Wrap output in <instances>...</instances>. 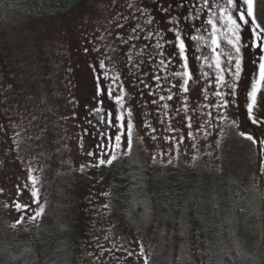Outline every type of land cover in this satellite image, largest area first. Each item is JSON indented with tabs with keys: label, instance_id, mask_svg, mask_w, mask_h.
I'll use <instances>...</instances> for the list:
<instances>
[{
	"label": "rangeland",
	"instance_id": "374dc122",
	"mask_svg": "<svg viewBox=\"0 0 264 264\" xmlns=\"http://www.w3.org/2000/svg\"><path fill=\"white\" fill-rule=\"evenodd\" d=\"M96 1L97 9L82 14L68 13L36 24L29 22L9 30H16L14 38L5 34V40H0V208L7 206L2 208L1 217L13 229L22 215L23 220L30 221L29 217L42 208L51 221L66 226L75 224L77 264H145V261L152 264V260L166 264L157 252L162 240L135 237L123 220L126 200L133 201L134 195L124 186L122 169L136 154V159L141 158L150 171L154 191L164 201L167 199L164 188L171 179L165 171L173 173L179 165L201 164L211 170L214 178L221 173L223 162L230 169L249 164L248 148L254 141L260 143L261 154L250 180L263 192L264 85L257 91L254 102L248 93L253 78H258L260 57L264 56V33L257 42L262 47L254 46L251 41L257 40L248 18V25H243L241 31L240 79L234 95L221 97L215 92L231 91L227 85L232 74L226 72L225 86H217L215 70L209 69L204 61L193 59L191 52L195 47L188 44L193 81L185 93L179 87L182 81L178 82L172 75L181 70L183 61L176 56L177 49L165 43L173 40L174 34L162 30L170 26L173 16L180 18L192 13L189 9H195L197 0ZM217 2L223 4L224 0H217L208 9L210 16L213 13L219 16ZM259 2L262 7L257 10L262 20L259 25L264 28V0ZM162 7H171L172 12L165 13ZM203 19V25L198 23L201 27L206 26V16ZM149 20L154 22L149 24ZM187 21L183 20L177 27L194 35L189 32ZM124 27L128 32L119 33ZM150 32L158 34L148 39ZM202 34L208 41V32ZM160 35L163 40H159ZM158 40L163 45V56L171 60L169 71L159 67L161 58L156 59L154 46ZM123 45L127 50L132 46L138 52L147 51V60L140 64L146 67L144 71L135 70L139 68L137 63L143 61L141 58L133 59V72L127 67L130 63L120 64L116 54ZM221 46L226 47L223 38ZM206 55L213 62L212 51ZM101 63L104 67H100ZM155 75L167 76L168 80L162 79L157 84ZM169 89L172 100H160V96L169 94ZM120 95L124 97L123 107L117 103ZM223 101H228L227 105L217 107ZM248 104H252L250 114ZM96 109H101L99 114ZM121 113L123 120L118 119ZM129 125L130 149L127 147ZM240 131L251 133L254 140H249L246 134L241 136ZM116 135L121 136L119 148L115 147ZM113 154L116 159L112 164H99L101 158L107 160ZM141 172L135 169L132 177ZM30 177L37 178L34 187ZM37 199L39 203H33ZM18 202L28 203L30 207L18 211L15 207ZM164 209L177 218L181 215L171 204ZM153 215L159 223L153 225L157 233L163 230V241H169L172 247L170 264L185 263L188 258L184 246L178 242L181 239L170 240L166 235L178 226L177 221L170 223L169 228L165 217L160 218L154 212ZM43 217L44 213L35 221ZM7 235L3 255L8 254L12 245ZM262 237L264 240V227ZM2 240L4 237L0 235V245ZM255 251L264 259V246ZM70 253L67 241L52 248L50 264H75ZM198 262L202 264V259L198 258Z\"/></svg>",
	"mask_w": 264,
	"mask_h": 264
},
{
	"label": "trees",
	"instance_id": "16d2710c",
	"mask_svg": "<svg viewBox=\"0 0 264 264\" xmlns=\"http://www.w3.org/2000/svg\"><path fill=\"white\" fill-rule=\"evenodd\" d=\"M212 2L213 0H209L210 7ZM202 4L203 0H197L196 4L194 3L195 9H189L192 12L190 14L196 16L194 23L197 25L198 23L203 25L201 23L204 21L203 17L206 16L208 19L210 16L209 8H202ZM98 5L99 2L97 4L96 0H0V40H5V34H9L11 39L14 38L16 30H12L13 32L9 30L20 28L23 24L53 20L68 13L82 14L94 8L97 9ZM197 9L202 10L197 13ZM187 22V26L192 30L189 32L196 34L192 22ZM118 31L125 33L128 32V29L124 27ZM185 43L194 45V47L196 44L190 39H187ZM123 46L122 48L118 47L121 49H118L116 55H118L122 66L125 63L126 66L127 63H130L127 67H131L133 72L134 65L132 63H135L133 59L141 58L145 63L147 51L138 52L136 51L138 49L132 46H128L129 50H127V46ZM154 51L157 55L156 47ZM159 51L163 54V47ZM133 53L135 56L129 59ZM203 53H211L208 44L203 45ZM136 54L140 56H136ZM160 58L162 57L156 56V59ZM145 68L141 66L135 70L141 72V69L144 71ZM23 72L26 73L25 70ZM100 111L101 109H99ZM99 112L96 113L99 114ZM248 151H250L248 154L249 164H239L238 168L230 169L228 164L223 162L220 165L221 173L215 174L214 178L211 176V170H207L201 164L193 167H187L185 164L179 165L173 173H170L169 170L165 171L166 176L171 179L166 182L168 186L165 184L167 187L164 190L167 193V199L164 201L154 191L153 178L150 171L141 163L143 160L136 159V154L133 155L129 158L127 166L122 169V177L125 179L124 186H126L127 192L134 195L133 201L126 200L128 206L123 220L133 231L135 237H155L154 239L157 241L162 240V244L157 245V252L160 257H164L166 264H170L169 255L173 250L169 241H163V234H165L161 233L163 230H159L157 233L156 227L153 226L159 224L155 221L153 212L160 218L165 217L169 228H171L170 223L177 221L178 226L172 233H166V235L170 240L173 237L181 239L178 242L184 246L188 258L182 264H199L198 258L202 259V264H264V259L255 251L264 246L262 239L264 191L258 190L250 180L261 154L260 147L253 141V146L248 148ZM137 152L139 151L137 150ZM135 169L142 171L136 178L132 177ZM195 172L196 175H194ZM178 177L180 180L177 179ZM169 204L173 209L181 212L180 217L172 216L167 212V209H164L165 206L168 208ZM6 207L4 204L0 208V235L4 237L0 245V264H50L51 249L65 244L66 241L71 252L70 259L77 264L74 253L75 224L66 226L51 221L49 214H46L47 211H44V217L39 221L23 220L22 223L16 224L13 229H10L4 224V218L1 217V210L2 208L7 209ZM5 234H8L7 236L12 239L11 249L7 255L1 253L5 251ZM192 255L197 257L194 258ZM192 258L196 260L194 261ZM157 263L152 260V264Z\"/></svg>",
	"mask_w": 264,
	"mask_h": 264
},
{
	"label": "snow or ice",
	"instance_id": "6c2138e0",
	"mask_svg": "<svg viewBox=\"0 0 264 264\" xmlns=\"http://www.w3.org/2000/svg\"><path fill=\"white\" fill-rule=\"evenodd\" d=\"M246 6V7H245ZM177 7H184L182 4H177ZM216 7L219 9V16H217L215 13H213L211 16L208 17L206 21V25L208 27L202 28L201 26L195 24L196 16L193 14H189L187 16H182L180 18H177L175 16L172 17L171 24L168 27H165L162 31L167 32L171 31L174 34V39L171 41H165V43L171 44L174 48L177 49L176 56L182 59V63L180 64V71L172 72V75L176 78H178V82L182 81V83L179 84V87L183 90V92L187 93L189 91V83L193 81V74L189 70V46L186 45L185 41L186 39H190L191 41H195V49L191 52L192 58L196 60H202L204 63L207 64V67L209 69L215 70V77H214V83L217 86L223 87L225 86V77L224 74L230 73L232 74V80L228 82V87L230 88V92H215V95L217 97H221L223 95H234L235 89L237 87V82L240 79V73H241V48L243 47L241 43V31L243 25H248L249 20L247 17L252 18V24L253 28L252 31L255 34L256 40L260 41L262 39L261 33H264V28H261V26L256 23V16L254 13V0H224V3L221 4L217 2ZM202 8H210L209 0H203ZM165 13H171L172 8L171 7H162L161 9ZM202 9H197V13L201 11ZM183 20H188L192 22V26L195 28L196 34L189 35L185 32L184 28L177 27L179 23H181ZM239 21V22H238ZM153 20H149L148 23H153ZM242 22V23H241ZM218 23L220 24V27H218ZM208 32V38L209 40L206 41L205 36L202 34L203 32ZM158 33L150 32L148 33L147 38L151 39L153 35H157ZM221 38H223V41L226 43V47L221 46ZM138 39V37H137ZM163 35L159 36V40H163ZM157 41L155 47L157 49V55L161 56L160 65L164 71H169L171 60L168 59V57L163 56V54L159 51L163 45ZM210 41V43H209ZM208 43V46L211 48V51L213 53V62L209 61V57L203 53V45ZM148 47V45H146ZM257 47H262L261 44H257ZM171 55V54H169ZM131 59V57H129ZM153 62H155V58H153ZM234 62V63H233ZM143 63V61L137 63L136 67H140V64ZM100 67H104L103 63L100 64ZM203 76H208L207 72H202ZM157 84L160 83V81L163 79L165 81L168 80L167 76H161V75H155L153 77ZM115 79H119V77H116ZM199 79V77H197ZM254 82L252 84V90L248 93V96L252 99V101H255L256 93L260 89L261 85H264V56L260 57V62L258 65V78L254 77ZM115 83V80L113 81ZM172 87H176V85H172ZM99 94V93H98ZM108 94H112V90H108ZM172 94L171 89H169V94L167 96H160V100H172ZM117 103L121 104L123 107V95L117 96ZM155 102V101H154ZM228 101H223L222 104L217 105V107H224L226 106ZM165 108L168 107L167 104L164 105ZM186 107V105H185ZM252 111V104H248V112L249 114ZM99 112V109L97 110ZM129 116L131 115V111L129 110ZM211 115V113H209ZM103 120V117H101ZM118 119L123 120V113L118 117ZM108 122V121H106ZM255 123V121H253ZM123 126V125H122ZM131 125H129V136L127 141V147L131 148V133H130ZM241 136H244L245 133L241 132ZM249 140H252L253 137L251 135H248L247 137ZM121 141V136L116 135L115 136V147L119 148ZM91 155V153H89ZM116 159V155H111L109 159L104 160L100 159L99 164H112V162ZM171 163V161H169ZM32 180L33 187L38 182L36 177H30ZM32 196H36V192H32ZM33 203H39L38 199L34 200ZM16 209L18 211H25L30 207L28 203H24L23 205L21 203H16L15 205ZM43 209L41 208L39 212H36V215L30 216L29 219L35 220L38 216L42 215ZM23 222V215L20 217L19 220H17V224ZM15 225H13L14 227ZM131 255V253H130ZM146 264V261H145Z\"/></svg>",
	"mask_w": 264,
	"mask_h": 264
},
{
	"label": "flooded vegetation",
	"instance_id": "af4514ba",
	"mask_svg": "<svg viewBox=\"0 0 264 264\" xmlns=\"http://www.w3.org/2000/svg\"><path fill=\"white\" fill-rule=\"evenodd\" d=\"M254 3L256 4V7L254 8V11L256 12V13H258V11L259 10H261L262 9V7H261V3L259 2V0H254ZM258 10V11H257ZM261 20V19H260ZM262 21V20H261ZM242 23V22H241ZM96 112H97V109H96Z\"/></svg>",
	"mask_w": 264,
	"mask_h": 264
}]
</instances>
